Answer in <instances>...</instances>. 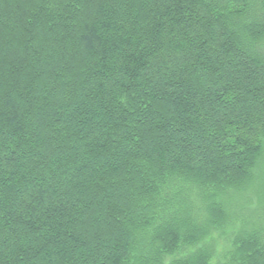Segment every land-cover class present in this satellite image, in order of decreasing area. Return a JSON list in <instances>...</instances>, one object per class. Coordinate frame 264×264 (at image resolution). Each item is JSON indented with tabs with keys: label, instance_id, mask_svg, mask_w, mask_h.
Instances as JSON below:
<instances>
[{
	"label": "trees",
	"instance_id": "16d2710c",
	"mask_svg": "<svg viewBox=\"0 0 264 264\" xmlns=\"http://www.w3.org/2000/svg\"><path fill=\"white\" fill-rule=\"evenodd\" d=\"M263 163L264 0H0V264H264Z\"/></svg>",
	"mask_w": 264,
	"mask_h": 264
},
{
	"label": "rangeland",
	"instance_id": "374dc122",
	"mask_svg": "<svg viewBox=\"0 0 264 264\" xmlns=\"http://www.w3.org/2000/svg\"><path fill=\"white\" fill-rule=\"evenodd\" d=\"M263 165H264V163H263ZM263 171H264V167H263ZM260 175H261V174L259 173V176H260ZM262 176L264 177V173H263ZM262 204H263V203L261 202V205H262ZM224 243H225L224 241H222L221 239H219L218 244H217V248H216L218 255H220V254L224 251V248H225V246H223ZM168 261H169V259L167 258V259L164 261L163 264H166Z\"/></svg>",
	"mask_w": 264,
	"mask_h": 264
}]
</instances>
